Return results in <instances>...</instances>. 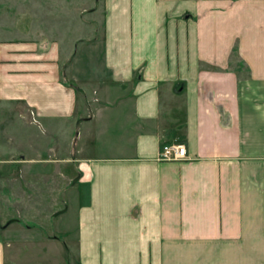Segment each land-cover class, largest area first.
I'll return each instance as SVG.
<instances>
[{
    "label": "crops",
    "instance_id": "1",
    "mask_svg": "<svg viewBox=\"0 0 264 264\" xmlns=\"http://www.w3.org/2000/svg\"><path fill=\"white\" fill-rule=\"evenodd\" d=\"M82 1L0 66L62 151L0 161V264H264V0Z\"/></svg>",
    "mask_w": 264,
    "mask_h": 264
},
{
    "label": "rangeland",
    "instance_id": "2",
    "mask_svg": "<svg viewBox=\"0 0 264 264\" xmlns=\"http://www.w3.org/2000/svg\"><path fill=\"white\" fill-rule=\"evenodd\" d=\"M0 0V66L6 61L9 46L15 43L34 44L40 39L47 42L67 40V35L82 36L83 13L88 12L82 0ZM71 37V36H70ZM41 127L33 108L19 102L0 101V161L35 158L42 155L47 162L61 158L59 149L48 150L49 155L33 149L21 155L19 128ZM55 151L58 153L56 156ZM6 166V165H3ZM4 169V168H3ZM61 184V183H60Z\"/></svg>",
    "mask_w": 264,
    "mask_h": 264
},
{
    "label": "built area",
    "instance_id": "3",
    "mask_svg": "<svg viewBox=\"0 0 264 264\" xmlns=\"http://www.w3.org/2000/svg\"><path fill=\"white\" fill-rule=\"evenodd\" d=\"M186 159V149L181 144H170L162 146L159 161H182Z\"/></svg>",
    "mask_w": 264,
    "mask_h": 264
}]
</instances>
